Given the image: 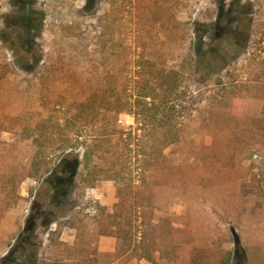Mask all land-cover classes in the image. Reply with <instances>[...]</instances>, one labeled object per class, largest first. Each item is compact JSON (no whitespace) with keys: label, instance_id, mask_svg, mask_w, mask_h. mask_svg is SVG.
<instances>
[{"label":"rangeland","instance_id":"obj_1","mask_svg":"<svg viewBox=\"0 0 264 264\" xmlns=\"http://www.w3.org/2000/svg\"><path fill=\"white\" fill-rule=\"evenodd\" d=\"M208 44L217 53L200 66L212 73L202 101L190 98L181 141L148 175L147 217L160 225L149 263L141 248L126 252L121 239L102 235L97 212H113V181L85 190L68 175L51 204L47 178L28 177L31 142L3 130L44 112V103L74 110L90 88L126 83L121 95H131L135 81L157 83L159 70H178ZM25 47L38 61L30 73L14 66ZM119 123L136 127L126 114ZM52 212L77 225L60 241L97 264H264V0H0V259L34 220L30 241L46 251Z\"/></svg>","mask_w":264,"mask_h":264},{"label":"trees","instance_id":"obj_2","mask_svg":"<svg viewBox=\"0 0 264 264\" xmlns=\"http://www.w3.org/2000/svg\"><path fill=\"white\" fill-rule=\"evenodd\" d=\"M250 25L245 26L246 34ZM219 26L216 24L214 32ZM260 27L254 26L251 38H257ZM199 43L198 46L205 44L203 37ZM198 46L182 61L178 70H159L157 83L151 85L143 79L135 81V91L131 95H121L129 90L126 83L120 91L115 86L98 88L99 92L90 88L74 110L63 106L60 110L51 109L44 103L47 108L44 112L3 130L31 142L34 151L28 177L47 178L48 188L43 197H48L51 204L58 184L66 181L68 175L85 190L95 188L101 181H113L117 197L113 212L108 213L105 207H99L97 212L102 235L121 239L126 252L141 248L140 259L149 263H155L153 254L160 225L147 217L151 205L149 196L145 195L148 175L162 163L164 151L181 141L179 115L190 98L195 103L202 101L203 86L212 73L200 72V66L210 62L217 50L212 44L204 51ZM25 49L26 55L15 53L14 66L21 72L30 73L35 66L32 61H38ZM243 56L242 49L235 52L237 61ZM187 64L191 68L189 78ZM188 79L191 85L186 87ZM122 114L132 116L136 127L127 131L122 128L119 123ZM52 213L49 224L55 221L57 228L50 232L46 251L40 253V248L30 241L36 228L34 220L21 233L16 245L0 259V264H97L90 255H77V247L60 241L64 228L75 229L77 225L71 219L62 221L57 213ZM42 226H48V222ZM134 237L135 242L140 240L138 248H132Z\"/></svg>","mask_w":264,"mask_h":264}]
</instances>
